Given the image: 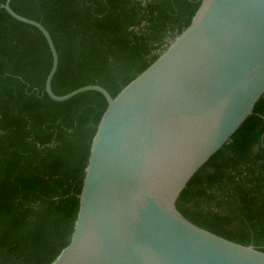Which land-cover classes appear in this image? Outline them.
I'll return each mask as SVG.
<instances>
[{
    "label": "trees",
    "instance_id": "trees-1",
    "mask_svg": "<svg viewBox=\"0 0 264 264\" xmlns=\"http://www.w3.org/2000/svg\"><path fill=\"white\" fill-rule=\"evenodd\" d=\"M6 0H0L5 3ZM201 0H12L50 33L56 95L114 97L191 22ZM43 33L0 8V264H49L70 241L90 144L107 107L45 92ZM176 206L194 224L264 251V95L190 179Z\"/></svg>",
    "mask_w": 264,
    "mask_h": 264
},
{
    "label": "water",
    "instance_id": "water-1",
    "mask_svg": "<svg viewBox=\"0 0 264 264\" xmlns=\"http://www.w3.org/2000/svg\"><path fill=\"white\" fill-rule=\"evenodd\" d=\"M52 53L45 92L85 91L107 107L90 144L71 238L49 264H264V251L187 219L176 202L195 173L253 113L264 95V0H201L190 24L114 97L85 85L56 95Z\"/></svg>",
    "mask_w": 264,
    "mask_h": 264
}]
</instances>
